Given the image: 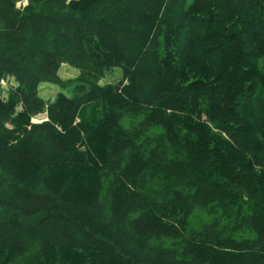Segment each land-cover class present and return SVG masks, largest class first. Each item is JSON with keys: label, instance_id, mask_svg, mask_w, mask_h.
I'll use <instances>...</instances> for the list:
<instances>
[{"label": "trees", "instance_id": "trees-1", "mask_svg": "<svg viewBox=\"0 0 264 264\" xmlns=\"http://www.w3.org/2000/svg\"><path fill=\"white\" fill-rule=\"evenodd\" d=\"M23 1L0 0V264H264V0Z\"/></svg>", "mask_w": 264, "mask_h": 264}, {"label": "rangeland", "instance_id": "rangeland-1", "mask_svg": "<svg viewBox=\"0 0 264 264\" xmlns=\"http://www.w3.org/2000/svg\"><path fill=\"white\" fill-rule=\"evenodd\" d=\"M19 5V6H18ZM26 3L20 2L16 5V7H23ZM58 77L59 79L67 83L68 81H74L78 76V71L72 67H69L67 64H62L58 70ZM121 79V71L119 68H113L111 71L105 72L104 76L98 81V85L104 86V85H113L116 84ZM14 82L11 78H9L5 82L0 83V90L3 97H6L7 90L9 86H14ZM68 90H62L56 85H52L49 83H41L38 87V95L39 97L45 102L53 101L54 98L58 93H63L65 95H71L70 94V88H67ZM46 115L45 113H42L40 115L35 116L32 118L31 123L38 124L43 121H45ZM3 210H0V214H2ZM5 216V215H3Z\"/></svg>", "mask_w": 264, "mask_h": 264}, {"label": "clouds", "instance_id": "clouds-1", "mask_svg": "<svg viewBox=\"0 0 264 264\" xmlns=\"http://www.w3.org/2000/svg\"><path fill=\"white\" fill-rule=\"evenodd\" d=\"M24 2L26 3V0H24ZM19 6V5H18Z\"/></svg>", "mask_w": 264, "mask_h": 264}]
</instances>
